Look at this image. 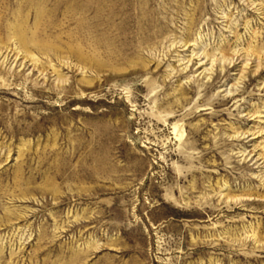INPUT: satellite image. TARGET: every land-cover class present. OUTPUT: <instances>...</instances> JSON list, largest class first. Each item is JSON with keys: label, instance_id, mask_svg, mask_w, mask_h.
<instances>
[{"label": "rangeland", "instance_id": "rangeland-1", "mask_svg": "<svg viewBox=\"0 0 264 264\" xmlns=\"http://www.w3.org/2000/svg\"><path fill=\"white\" fill-rule=\"evenodd\" d=\"M0 264H264V0H0Z\"/></svg>", "mask_w": 264, "mask_h": 264}, {"label": "bare ground", "instance_id": "bare-ground-1", "mask_svg": "<svg viewBox=\"0 0 264 264\" xmlns=\"http://www.w3.org/2000/svg\"><path fill=\"white\" fill-rule=\"evenodd\" d=\"M23 42V41H22ZM25 43V42H24ZM36 46V48H38V49H40V50H42L43 51V49L42 48H40L39 46H37V45H35Z\"/></svg>", "mask_w": 264, "mask_h": 264}]
</instances>
